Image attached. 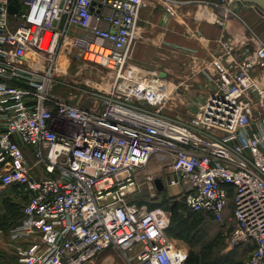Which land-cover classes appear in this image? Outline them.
Instances as JSON below:
<instances>
[{
	"label": "built area",
	"instance_id": "obj_1",
	"mask_svg": "<svg viewBox=\"0 0 264 264\" xmlns=\"http://www.w3.org/2000/svg\"><path fill=\"white\" fill-rule=\"evenodd\" d=\"M143 1L0 0V188L26 195L14 264H94L112 249L125 264H185L169 213L133 197L144 168L162 172L146 176L150 189L176 188L173 205L232 221L226 244L264 264V40L230 7L245 3L204 0L216 50L196 59L197 109L174 118L167 72L128 64ZM81 64L112 76L62 78Z\"/></svg>",
	"mask_w": 264,
	"mask_h": 264
},
{
	"label": "rangeland",
	"instance_id": "obj_2",
	"mask_svg": "<svg viewBox=\"0 0 264 264\" xmlns=\"http://www.w3.org/2000/svg\"><path fill=\"white\" fill-rule=\"evenodd\" d=\"M215 2L218 0H208ZM221 4V3H220ZM232 10L238 9L239 18L244 23H248L249 26L255 30L262 39L264 40V18L259 19L252 7L249 4H244L242 7L230 5ZM248 12V13H247ZM256 18V20H255ZM250 19H253L251 21ZM232 21V22H231ZM231 23L237 25L236 20L230 19L227 24ZM120 74L123 76L133 72L132 68H128L126 64L120 69ZM160 70V69H159ZM73 77H69L70 75ZM112 76V72L108 73V70L104 67L92 65V64H81L72 65L69 71L64 72L62 78L72 84L84 86L85 80L92 81L88 84L97 85L98 82H103ZM168 77L173 80V86L176 85L177 89L173 90L171 95L168 96L166 105L163 111L171 117L184 119L191 115L199 105V96L192 95L190 91H186L183 95H178L179 90L187 87H197L196 81H189L187 87L180 86L179 79L176 78L174 73H169ZM100 87V85H98ZM181 93V92H180ZM149 168H144L142 173L139 175L140 187L135 191L134 198L137 202L147 203L149 205H159L163 207L169 213L170 227L174 228L177 223L171 222V218L174 215L175 210L177 216H182V219L186 218L184 211H181L179 204L177 208L172 204L175 196L173 192L176 190L174 187L163 186L162 181L156 183L158 187L156 189L149 188L146 176L148 174L158 177L162 172ZM155 184V185H156ZM160 187V188H159ZM24 194L19 192L17 189H4L0 188V231L2 235L0 237V264H14L15 262V239L10 236L11 230L19 222L21 216V204L24 203ZM173 223V224H171ZM233 222L228 218L221 221V223L213 221L210 217L203 218V221L191 232L184 235V238L173 237V241L176 245L182 246L186 249L187 254L190 250L198 251L202 247L207 246L210 248V252L206 255L205 259L201 262L202 264H244L248 259L251 245H236L234 248L229 247L227 239L230 237L232 232ZM187 257V256H186Z\"/></svg>",
	"mask_w": 264,
	"mask_h": 264
},
{
	"label": "crops",
	"instance_id": "obj_3",
	"mask_svg": "<svg viewBox=\"0 0 264 264\" xmlns=\"http://www.w3.org/2000/svg\"><path fill=\"white\" fill-rule=\"evenodd\" d=\"M203 1L144 0L128 63L130 67H137L139 74L154 73L160 69L167 75L174 73L179 81H196L198 86L191 89V94L199 95V100L204 90L203 80L197 73L199 66L196 59L212 56L216 50L214 37L221 30L218 24L208 21ZM163 3L169 7L168 10L163 8ZM185 50H193V54L189 55ZM94 264L125 262L112 249L100 254Z\"/></svg>",
	"mask_w": 264,
	"mask_h": 264
},
{
	"label": "trees",
	"instance_id": "obj_4",
	"mask_svg": "<svg viewBox=\"0 0 264 264\" xmlns=\"http://www.w3.org/2000/svg\"><path fill=\"white\" fill-rule=\"evenodd\" d=\"M16 2V0H11V2ZM14 7L11 6L10 7V12L14 11ZM17 189L19 192H21L22 194H24L21 190H19V188L16 185H12L9 186L5 189ZM24 201H26V195H24ZM179 204V207L181 209V211L185 212V219H182V216H177V211L175 210L173 217L171 218V222L173 223H177V226L175 227L173 223L174 228L169 227L168 229V234L173 236V237H179V238H184V235L191 232L193 229H195L198 225H200V223L203 221V218H207L206 215H204L202 212H192L190 210H188L186 208L185 205H183L184 203L182 201H178L176 202V204L174 205L176 207V205ZM22 206L23 203L21 204V216L18 220V222H20L21 218H22ZM176 209H179L176 207ZM211 218V217H210ZM207 246L202 247L200 250L198 251H192L190 250L187 254V257L185 259V264H202L201 262L205 259L206 255L208 254V252H210V248L207 249Z\"/></svg>",
	"mask_w": 264,
	"mask_h": 264
},
{
	"label": "water",
	"instance_id": "obj_5",
	"mask_svg": "<svg viewBox=\"0 0 264 264\" xmlns=\"http://www.w3.org/2000/svg\"><path fill=\"white\" fill-rule=\"evenodd\" d=\"M240 1L242 3L254 6V9H256V11L260 15L264 16V0H240ZM159 182H161V179H159V178L155 179V184L159 183ZM156 186H157V184H156Z\"/></svg>",
	"mask_w": 264,
	"mask_h": 264
}]
</instances>
